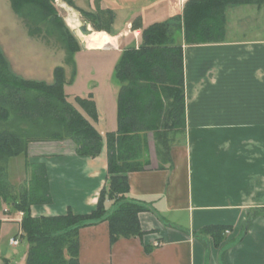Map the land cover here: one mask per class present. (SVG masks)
I'll return each instance as SVG.
<instances>
[{
    "label": "crops",
    "instance_id": "0c3cea01",
    "mask_svg": "<svg viewBox=\"0 0 264 264\" xmlns=\"http://www.w3.org/2000/svg\"><path fill=\"white\" fill-rule=\"evenodd\" d=\"M73 1L89 11H114L110 33L98 32L109 36L108 48L120 52V58L127 48L140 45L143 28L182 14L185 5L180 0L109 5L99 0L86 9ZM122 11L128 13L118 21ZM226 15L222 42L188 45L184 34L178 35L184 49L186 131L172 146V167L159 166L150 134V165L129 173V196L150 206L139 213L144 234L112 244L108 221L83 227L81 264H264V214H255L245 230L250 213L264 207V4L229 5ZM73 83L65 85L68 100L100 132L102 151L88 157L79 155L69 139L32 142L28 159L46 165L51 194L49 203L32 205L33 216L88 213L108 184L106 134L118 128L121 83L116 92L107 88L70 95L66 88ZM90 95L97 119L72 100ZM112 204L106 203L109 211ZM12 216L2 219L19 223L21 231L22 212ZM211 224L231 226L219 244L199 235Z\"/></svg>",
    "mask_w": 264,
    "mask_h": 264
},
{
    "label": "trees",
    "instance_id": "16d2710c",
    "mask_svg": "<svg viewBox=\"0 0 264 264\" xmlns=\"http://www.w3.org/2000/svg\"><path fill=\"white\" fill-rule=\"evenodd\" d=\"M13 10L26 19L30 33H40L38 26L48 22L59 29L74 64L71 78L65 68L57 66L53 81H37L14 74L0 49V199L11 200L10 209L22 212L21 231L15 237L26 240L25 264H81L80 230L108 221L112 244L121 237L142 236L139 213L150 209L143 200L131 198L129 173L145 170L150 165L148 135H152L159 166L172 167L171 149L178 136L185 133L186 99L184 49L178 35L184 34L188 45L219 43L225 39L229 5L264 4V0H187L182 14L154 22L141 31L138 47L127 48L116 64L121 83L118 98V128L106 134L108 149V184L100 193L98 204L84 214L69 210L66 214L33 216L34 204L51 201L46 165L26 161L31 170L28 184L14 192L7 164L12 157L28 156L29 144L35 141L69 139L82 156L96 157L102 151L103 137L79 109L68 100L65 85L76 75L74 54L82 49L73 31L66 26L55 0H10ZM72 7L91 23L95 30L107 31L114 22L112 9L89 11ZM76 101L93 119L95 103L88 98ZM113 201L111 211L107 201ZM264 214L255 208L248 216L245 230L253 216ZM3 219L0 218V230ZM231 226L211 224L199 235L211 236L216 244L225 239ZM0 264H15L3 259Z\"/></svg>",
    "mask_w": 264,
    "mask_h": 264
},
{
    "label": "rangeland",
    "instance_id": "374dc122",
    "mask_svg": "<svg viewBox=\"0 0 264 264\" xmlns=\"http://www.w3.org/2000/svg\"><path fill=\"white\" fill-rule=\"evenodd\" d=\"M109 1L116 3L121 0H103L108 5ZM77 2L79 6L90 9L89 3L97 4L99 0H77ZM54 3L66 26L71 30L75 28L79 36L84 40L86 36L79 31L78 27L87 22L86 18L79 10L70 6L67 0H55ZM127 13L126 11L120 12L118 21H121ZM89 25L90 28L97 31L91 23ZM38 26L42 30L40 33H30L26 19L20 17L13 10L11 1L0 0V49L8 61L11 71L26 79L52 82L55 67L63 66L66 77L69 80L74 70V64L70 61L72 55L69 53L59 29L48 22H41ZM111 45L107 46V49L103 51H87L82 48L74 54L76 66L75 82L66 88L70 95H87L89 91L93 92L94 89L101 91L109 88L111 92L118 90L120 82L116 76V64L120 60V52L110 50L108 47ZM95 85L96 88H94ZM72 100L75 102L76 98L72 97ZM77 105L82 108L78 102ZM31 144L32 142L29 146ZM27 160L30 159L20 155L12 157L8 161V176L16 193L19 192L21 185L28 184L30 180L31 170L25 164ZM32 162L40 161L34 159ZM10 200V197L6 201L0 199V218L13 217L12 215L15 212L10 209V204L8 203ZM18 232L19 223L14 221L2 222L0 230V262L5 258L15 264H25L27 256L26 240H21L18 245L10 243Z\"/></svg>",
    "mask_w": 264,
    "mask_h": 264
},
{
    "label": "bare ground",
    "instance_id": "6f19581e",
    "mask_svg": "<svg viewBox=\"0 0 264 264\" xmlns=\"http://www.w3.org/2000/svg\"><path fill=\"white\" fill-rule=\"evenodd\" d=\"M103 33L104 32L99 33V32L94 31L91 35L86 36L85 40H86L87 46L91 48H95L97 46H100V44L102 45V43L105 44V46H109L110 38L108 35L103 34Z\"/></svg>",
    "mask_w": 264,
    "mask_h": 264
},
{
    "label": "water",
    "instance_id": "95a60500",
    "mask_svg": "<svg viewBox=\"0 0 264 264\" xmlns=\"http://www.w3.org/2000/svg\"><path fill=\"white\" fill-rule=\"evenodd\" d=\"M78 29H79V31H80L83 35H85V36H89V35H91V34L94 32V30H93L92 28H90V25H89L87 22H84L83 24H81V25L78 27ZM72 31H73V33L77 36V38L79 39V41H80V43H81V47L85 49V48L87 47L86 41L83 40V39L79 36V34H78V32H77V30H76L75 28H74Z\"/></svg>",
    "mask_w": 264,
    "mask_h": 264
},
{
    "label": "built area",
    "instance_id": "2783aa9c",
    "mask_svg": "<svg viewBox=\"0 0 264 264\" xmlns=\"http://www.w3.org/2000/svg\"><path fill=\"white\" fill-rule=\"evenodd\" d=\"M186 1L187 0H180V2L182 3V5H184L186 3ZM10 242H11L12 245H18L20 243V241H19L18 238H12Z\"/></svg>",
    "mask_w": 264,
    "mask_h": 264
}]
</instances>
